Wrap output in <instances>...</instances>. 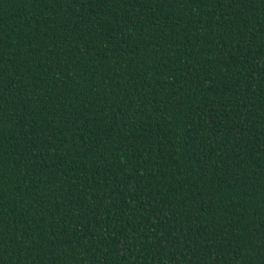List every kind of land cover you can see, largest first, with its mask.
<instances>
[{"label": "trees", "instance_id": "16d2710c", "mask_svg": "<svg viewBox=\"0 0 264 264\" xmlns=\"http://www.w3.org/2000/svg\"><path fill=\"white\" fill-rule=\"evenodd\" d=\"M0 264H264V0H0Z\"/></svg>", "mask_w": 264, "mask_h": 264}]
</instances>
